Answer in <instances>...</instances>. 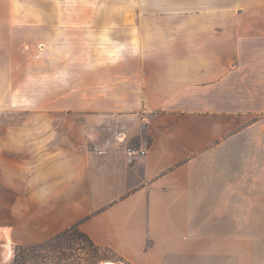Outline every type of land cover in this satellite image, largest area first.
Here are the masks:
<instances>
[{"label":"crops","instance_id":"obj_1","mask_svg":"<svg viewBox=\"0 0 264 264\" xmlns=\"http://www.w3.org/2000/svg\"><path fill=\"white\" fill-rule=\"evenodd\" d=\"M6 1L0 107L40 113L0 126V187L27 192L0 239L76 225L129 264H264V0Z\"/></svg>","mask_w":264,"mask_h":264},{"label":"rangeland","instance_id":"obj_2","mask_svg":"<svg viewBox=\"0 0 264 264\" xmlns=\"http://www.w3.org/2000/svg\"><path fill=\"white\" fill-rule=\"evenodd\" d=\"M1 2L2 1H0V3ZM109 2L110 5H122L126 7H133L135 5L134 0H109ZM6 3L7 1L5 0V4H0V6L7 5ZM95 3L102 4L103 0H95ZM60 4L63 7H69L71 1L60 0ZM18 5L19 7H34L37 6V0H12V3L9 4V6L12 7H16ZM16 18L19 19L16 23H19V25L21 24V26L30 22L27 20L28 16L24 14L15 15V19ZM64 27L65 29L62 32L63 43H68L71 39L69 32L70 27L69 25L63 26V28ZM24 32L25 34L29 33L26 30L22 31L23 34ZM13 41V45L20 47L19 51L21 50V47L26 48L27 42L25 37H23L19 42L17 40ZM15 59H18L20 62L13 64V76L11 78L9 77V79L6 80V83L9 82V86L12 85L19 87V85L25 81H23V78L25 77L26 66L28 64H26V62H21L24 61V57H20L19 55H16ZM7 70L8 69L5 70V73L8 76L11 75L12 72L10 71L11 73H9ZM23 97V95L10 94L4 96V100L9 99V105L0 107V126L2 131L8 128L6 127L7 125H20L22 124V121H26L27 124V122L31 119L39 118L40 112L28 111L27 109H24L25 107L22 104L24 101ZM33 98L36 100V96ZM68 113L69 112H62L63 117H65L64 115ZM12 164L13 167L7 170H5L4 167H0V178L5 180L9 178L20 179L21 160L14 159ZM26 193L27 192H23L20 189H0V225L4 224V222H1V219L5 218L8 213L11 218L14 213H18V219L20 221L22 195H25ZM223 258L221 261H223ZM237 259L238 264H245L244 250H239ZM102 260L121 261V259L115 258L110 253L97 247L76 225L69 227L45 240L35 243H13L9 241L5 242V240L0 239V264H99ZM122 263L129 264L127 262Z\"/></svg>","mask_w":264,"mask_h":264},{"label":"built area","instance_id":"obj_3","mask_svg":"<svg viewBox=\"0 0 264 264\" xmlns=\"http://www.w3.org/2000/svg\"><path fill=\"white\" fill-rule=\"evenodd\" d=\"M145 154L144 150L135 149V148H127L126 155L129 162L134 161L136 158L141 157Z\"/></svg>","mask_w":264,"mask_h":264},{"label":"bare ground","instance_id":"obj_4","mask_svg":"<svg viewBox=\"0 0 264 264\" xmlns=\"http://www.w3.org/2000/svg\"><path fill=\"white\" fill-rule=\"evenodd\" d=\"M1 235V234H0ZM5 249V248H4ZM6 251V250H5ZM7 251H9V250H7ZM9 252H11V251H9ZM6 253V252H5ZM8 254H10V253H8ZM6 255V254H5ZM108 261V262H107ZM114 261V262H113ZM99 264H124V263H122L121 261H117V260H106V261H101V262H99Z\"/></svg>","mask_w":264,"mask_h":264},{"label":"water","instance_id":"obj_5","mask_svg":"<svg viewBox=\"0 0 264 264\" xmlns=\"http://www.w3.org/2000/svg\"><path fill=\"white\" fill-rule=\"evenodd\" d=\"M108 262V261H107ZM114 262V261H113Z\"/></svg>","mask_w":264,"mask_h":264}]
</instances>
